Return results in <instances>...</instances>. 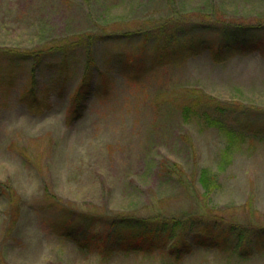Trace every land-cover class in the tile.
Returning <instances> with one entry per match:
<instances>
[{
	"label": "rangeland",
	"instance_id": "obj_1",
	"mask_svg": "<svg viewBox=\"0 0 264 264\" xmlns=\"http://www.w3.org/2000/svg\"><path fill=\"white\" fill-rule=\"evenodd\" d=\"M0 264H264V0H0Z\"/></svg>",
	"mask_w": 264,
	"mask_h": 264
},
{
	"label": "trees",
	"instance_id": "obj_2",
	"mask_svg": "<svg viewBox=\"0 0 264 264\" xmlns=\"http://www.w3.org/2000/svg\"><path fill=\"white\" fill-rule=\"evenodd\" d=\"M92 81L89 77L85 76L83 78L82 83L77 88L76 93L73 96V103H74V109L72 113L75 115L76 113H80L82 109L85 108V104L87 103L89 96L92 92ZM189 109L186 108V111ZM187 113V112H186ZM124 223V226L127 228L130 225V222H127L126 220L122 221ZM174 224L171 228V230L168 229V236L167 239H170L171 237L175 236V233H177L178 228L180 227V222L178 223L176 220L173 221ZM166 228H168V224L166 225ZM165 228V229H166ZM131 232L133 234V231L131 230L128 234V237L131 235ZM158 235H157V234ZM161 236L160 230H153L148 229V231L144 235H136L134 237H121L120 243L122 244V247L126 250H136V251H147L148 249H154L155 247L160 248V246L165 245V241L162 242L159 241V237ZM157 238V239H156Z\"/></svg>",
	"mask_w": 264,
	"mask_h": 264
}]
</instances>
